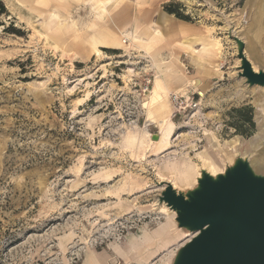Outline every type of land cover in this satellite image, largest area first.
<instances>
[{
  "label": "rangeland",
  "instance_id": "rangeland-1",
  "mask_svg": "<svg viewBox=\"0 0 264 264\" xmlns=\"http://www.w3.org/2000/svg\"><path fill=\"white\" fill-rule=\"evenodd\" d=\"M254 2L0 0V264H172L190 238L159 203V183L172 180L159 174L198 163L210 137L221 145L254 137L258 100L264 114V91L239 78L230 37L255 45L261 65L246 47L245 55L264 70ZM170 4L189 21L168 14ZM147 26L167 35L150 32L144 42L137 29ZM210 38L219 39L224 59L209 52ZM193 58L213 62L212 79L203 73L208 64ZM156 80L170 103L187 91L198 106L172 118L174 147L153 157L124 140L146 125L157 134L142 108ZM106 166L122 173L103 184Z\"/></svg>",
  "mask_w": 264,
  "mask_h": 264
},
{
  "label": "water",
  "instance_id": "water-1",
  "mask_svg": "<svg viewBox=\"0 0 264 264\" xmlns=\"http://www.w3.org/2000/svg\"><path fill=\"white\" fill-rule=\"evenodd\" d=\"M240 59L239 78L264 88V70L255 71L245 42L230 32ZM159 203L176 214L178 228L193 234L172 264H264V173L246 157H236L223 173L201 170L197 185L185 192L159 183Z\"/></svg>",
  "mask_w": 264,
  "mask_h": 264
},
{
  "label": "bare ground",
  "instance_id": "bare-ground-1",
  "mask_svg": "<svg viewBox=\"0 0 264 264\" xmlns=\"http://www.w3.org/2000/svg\"><path fill=\"white\" fill-rule=\"evenodd\" d=\"M252 10L255 12V15L257 16V19H256L257 24H259L258 28L255 32V37H260L261 35H264V0H256V3L253 4ZM53 15L55 16V14H53ZM165 24H166V21H165ZM164 28H166V27H164ZM186 28L187 27L182 26L180 28V31H178V32L184 33V29L187 30ZM172 31L175 32V30H173V29H172ZM150 32H156V33L160 34L161 36L167 35L166 32H163V31L158 30V29L156 30L151 26H147L146 28L142 27L140 30L137 29V33L139 34L140 38H142V36H143L144 42L147 41L146 35H148V33H150ZM121 35L123 37H125V39L126 38L130 39L132 42L140 39L137 35H134V34H132V32H129V31H121ZM95 45L96 44H94L96 56L101 57L102 53L99 49L96 48ZM207 46H208V48H210V50H209L210 53H214V51H216V57L218 59L222 58L221 54H222V48L223 47H222L219 39L210 38ZM255 47H256L255 45H253V46L248 45L246 48L249 51L251 58L254 61V63L261 65L260 58H259L258 54L256 53ZM222 59H224V58H222ZM72 60H73V58H72ZM193 60H194V63L197 64L198 67L203 66L204 63H207L209 68H206L203 73L207 76V79H212V77L214 76V73L212 72L213 62L211 60L206 61L204 58H197V59L193 58ZM168 78H171V77H168V76L164 77L165 80ZM180 81L181 80H175L174 79V83L182 84V82H180ZM197 84H200V83H197ZM257 88L264 91V88H261V87H257ZM202 90H205V89L202 87ZM251 94H254V93L251 92ZM170 95H171V93H169L168 91H165V89L163 87H161V85H159V80H156L154 85H153V88L151 90L150 96H149L148 100L142 104V108L144 109L145 116L147 117L146 121L147 122L149 121V122H151L152 125H155L158 132L155 136H153L149 132L147 125L143 128V130L139 134L138 133L136 134L132 130H129L127 132V136L124 140L126 149H128L132 152H136V153L142 152V154H143V152L145 153V151L150 149L151 155L153 157L162 156L163 154L168 155L170 153V151L174 147L172 145V143H173V138L175 136L176 129H177V127L175 126L173 119H172L174 112H173L172 107H171L172 104L170 103ZM180 95H183V94H180ZM183 96H186V95H183ZM258 99H255V100L257 101ZM259 101L260 100H258V102L254 103L255 108L258 111V113L255 116V121L257 124L258 133L254 137H252L250 139H242L239 136H236L230 140L225 141L224 145L223 144L221 145L218 141L215 140L214 137H210L209 138L210 144L208 143L209 146H207L205 150H203L201 152H197L198 163L194 162V161L192 162L190 160L188 162V165H186V166L178 167V166L172 165L171 167H168L165 170V173L159 174L160 180L165 181V180H167V176H169L172 178L171 183L173 184L174 187H176L178 185V186L183 187L185 189H192L191 187L194 188L196 186L197 179L200 177L201 170H206L212 175H217L219 173H223L224 169L226 168V165L233 163L234 159L238 156L248 158L250 160L252 167L255 170H258L260 172L264 171V156H263L264 114L260 113V111H261L260 110V103L261 102H259ZM135 127H137V126H135ZM128 150H126V151H128ZM167 155H166V157H167ZM223 159H226L228 161L227 162L228 164L225 165L222 162ZM119 169L117 170L115 168L107 167V169L103 172L104 181L102 183L104 184V183H110L112 181H115V179H117L122 173V172L120 173ZM258 171H257V173H258ZM132 177H134V176H132ZM134 179H135V177H134ZM125 181L127 182V179ZM130 191H132V190H129V192ZM143 211H145V210H143ZM171 213L175 218L176 216L174 215V212L172 211ZM192 235L193 234L188 233V232H184V234L182 233V236L185 239L191 238ZM86 264H92V263L87 262Z\"/></svg>",
  "mask_w": 264,
  "mask_h": 264
},
{
  "label": "built area",
  "instance_id": "built-area-1",
  "mask_svg": "<svg viewBox=\"0 0 264 264\" xmlns=\"http://www.w3.org/2000/svg\"><path fill=\"white\" fill-rule=\"evenodd\" d=\"M171 104L174 110V117L175 119L177 116L181 118H187V113L193 111L197 108L198 103H195L193 97L183 96L174 94L171 96Z\"/></svg>",
  "mask_w": 264,
  "mask_h": 264
},
{
  "label": "trees",
  "instance_id": "trees-1",
  "mask_svg": "<svg viewBox=\"0 0 264 264\" xmlns=\"http://www.w3.org/2000/svg\"><path fill=\"white\" fill-rule=\"evenodd\" d=\"M176 5L170 4L165 7V11L170 14L175 16L177 19L182 20V21H189V18L180 13L178 10H176Z\"/></svg>",
  "mask_w": 264,
  "mask_h": 264
},
{
  "label": "crops",
  "instance_id": "crops-1",
  "mask_svg": "<svg viewBox=\"0 0 264 264\" xmlns=\"http://www.w3.org/2000/svg\"><path fill=\"white\" fill-rule=\"evenodd\" d=\"M180 82H182L183 83V80H181ZM178 85H180V84H176V86H178ZM189 87V83L187 84V85H185V90L187 89ZM187 91H185L184 93H182L183 95H187V93H186Z\"/></svg>",
  "mask_w": 264,
  "mask_h": 264
}]
</instances>
